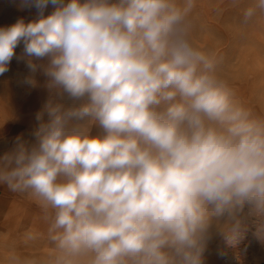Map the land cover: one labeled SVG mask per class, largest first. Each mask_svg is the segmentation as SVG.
Returning a JSON list of instances; mask_svg holds the SVG:
<instances>
[{
    "label": "clouds",
    "instance_id": "1",
    "mask_svg": "<svg viewBox=\"0 0 264 264\" xmlns=\"http://www.w3.org/2000/svg\"><path fill=\"white\" fill-rule=\"evenodd\" d=\"M196 5L22 0L37 18L0 28V75L23 42L60 98L37 114L34 142L0 156V184L46 225L26 235L39 250L8 248L0 264H204L214 236L264 244V109L196 42ZM260 17L264 0H251L243 23Z\"/></svg>",
    "mask_w": 264,
    "mask_h": 264
},
{
    "label": "rangeland",
    "instance_id": "2",
    "mask_svg": "<svg viewBox=\"0 0 264 264\" xmlns=\"http://www.w3.org/2000/svg\"><path fill=\"white\" fill-rule=\"evenodd\" d=\"M67 2V0H66ZM251 3V0H197L194 9L196 30L194 37L196 42L216 51L222 57L220 75L228 81L236 90L238 96L249 105L264 109V17H260L247 24L243 23V10ZM22 0H0V28H7L23 19L25 23L37 18L35 8L22 7ZM51 5L45 10V15L53 11ZM23 42L15 49L16 55L11 60L13 63H23L24 69H10L13 78L25 83V78L32 75L36 84L51 93L52 102H58L59 97L47 87V77L42 69L31 73L26 66L28 57L24 56ZM21 57V59H17ZM38 65L46 64V60H33ZM8 66V67H9ZM8 72V71H7ZM12 78V77H11ZM39 102V98H38ZM65 102L70 103L65 98ZM47 103H35L30 107L25 104L18 105L15 110L23 119L35 120L37 114L44 112ZM44 121L47 114L44 112ZM5 123L0 127V135L6 134ZM20 130L25 128L30 134L26 142L33 141V132L28 131L26 124L17 126ZM16 132V131H13ZM100 129L93 128L92 134L96 135ZM3 186L0 184V190ZM7 198V197H6ZM3 200L0 196V254L8 248H16L27 253V247L33 244L26 241V235L42 234L46 225L42 219L41 209L34 199L23 193H13ZM43 244V239H40ZM244 260L241 264H264V244L254 237L241 249ZM228 248L222 237L214 236L209 242L204 253V264L214 260L216 264H225L224 256Z\"/></svg>",
    "mask_w": 264,
    "mask_h": 264
},
{
    "label": "bare ground",
    "instance_id": "3",
    "mask_svg": "<svg viewBox=\"0 0 264 264\" xmlns=\"http://www.w3.org/2000/svg\"><path fill=\"white\" fill-rule=\"evenodd\" d=\"M9 68H17L21 70L25 68V65L23 63H13ZM12 75L13 72H10L9 70L0 75V127L5 123H10L2 130L3 132H6V134H3L2 136L0 135V156L14 149L19 142L27 143L26 137L30 134L27 133L25 128L16 130L19 129L17 126L20 124H26L28 131L31 132L39 125V123L33 119H23L19 116V112L15 110V108L22 103L33 107L35 103L40 106L42 102L48 103L49 101H52L51 93L43 87L40 88V84H36V86L33 87L26 83H22L19 80H15ZM31 142L33 141L28 143ZM1 185L3 186V189L0 190L1 198L3 200H9L7 198L15 192L10 191L6 185ZM42 245V241L39 240L37 243L33 244V246H26L27 253L39 250ZM209 264L216 263L211 259Z\"/></svg>",
    "mask_w": 264,
    "mask_h": 264
},
{
    "label": "built area",
    "instance_id": "4",
    "mask_svg": "<svg viewBox=\"0 0 264 264\" xmlns=\"http://www.w3.org/2000/svg\"><path fill=\"white\" fill-rule=\"evenodd\" d=\"M252 238H253L252 232L249 231V233L246 236V239L239 245L238 249L233 250L227 247L228 253L224 256V263L241 264L244 260V256L242 255L241 249L245 247Z\"/></svg>",
    "mask_w": 264,
    "mask_h": 264
}]
</instances>
